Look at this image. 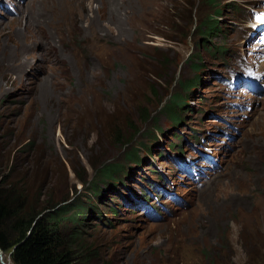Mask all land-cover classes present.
<instances>
[{"label":"rangeland","instance_id":"obj_1","mask_svg":"<svg viewBox=\"0 0 264 264\" xmlns=\"http://www.w3.org/2000/svg\"><path fill=\"white\" fill-rule=\"evenodd\" d=\"M17 4L0 17L1 183L64 206L109 264L172 250L207 264L202 249L215 264L264 262V92L218 80L242 68L264 84V36L247 39L264 0ZM179 144L193 155L187 179ZM122 163L117 185L100 179Z\"/></svg>","mask_w":264,"mask_h":264},{"label":"trees","instance_id":"obj_2","mask_svg":"<svg viewBox=\"0 0 264 264\" xmlns=\"http://www.w3.org/2000/svg\"><path fill=\"white\" fill-rule=\"evenodd\" d=\"M197 28L210 32L213 27L200 25ZM177 99L174 97L166 109L174 122L180 121L174 112V107L179 104ZM127 159L135 162L138 158L130 154ZM124 166L125 163L104 165L98 171L100 179L117 185L121 179L119 172ZM28 195L26 190L5 186L0 181V250L4 259L7 256L11 264H109L99 260L90 246L79 241L75 228L78 217L67 215L68 210L51 199L38 204ZM77 208L81 209V206L77 205L75 210ZM174 251L160 264H180L182 255ZM202 251L207 264H215L205 249Z\"/></svg>","mask_w":264,"mask_h":264},{"label":"bare ground","instance_id":"obj_3","mask_svg":"<svg viewBox=\"0 0 264 264\" xmlns=\"http://www.w3.org/2000/svg\"><path fill=\"white\" fill-rule=\"evenodd\" d=\"M255 24H256V23H255ZM262 25H264V24H262ZM262 25H261V26H262ZM263 30H264V29H263ZM247 39H249V40H250V39H251V36H248V38H247ZM3 256H4V255L2 254V255H1V260H3V261H4V259H3L4 257H3ZM4 263H5V264H11V262H10V259H9V261H8V262H5V261H4Z\"/></svg>","mask_w":264,"mask_h":264},{"label":"clouds","instance_id":"obj_4","mask_svg":"<svg viewBox=\"0 0 264 264\" xmlns=\"http://www.w3.org/2000/svg\"><path fill=\"white\" fill-rule=\"evenodd\" d=\"M22 1V0H21ZM24 1V0H23ZM23 1H22V3H23ZM14 3H17V2H14ZM22 3H20V5H22ZM14 13H16V10H15V12ZM14 13H11V14H5V13H3L1 16H11V15H14Z\"/></svg>","mask_w":264,"mask_h":264},{"label":"water","instance_id":"obj_5","mask_svg":"<svg viewBox=\"0 0 264 264\" xmlns=\"http://www.w3.org/2000/svg\"><path fill=\"white\" fill-rule=\"evenodd\" d=\"M2 251L0 250V263L5 264L3 260H1Z\"/></svg>","mask_w":264,"mask_h":264}]
</instances>
